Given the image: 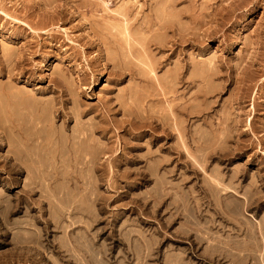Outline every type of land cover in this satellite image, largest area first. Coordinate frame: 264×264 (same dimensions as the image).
Instances as JSON below:
<instances>
[{"label":"rangeland","instance_id":"1","mask_svg":"<svg viewBox=\"0 0 264 264\" xmlns=\"http://www.w3.org/2000/svg\"><path fill=\"white\" fill-rule=\"evenodd\" d=\"M263 252L264 0H0V264Z\"/></svg>","mask_w":264,"mask_h":264},{"label":"bare ground","instance_id":"2","mask_svg":"<svg viewBox=\"0 0 264 264\" xmlns=\"http://www.w3.org/2000/svg\"><path fill=\"white\" fill-rule=\"evenodd\" d=\"M27 109V108H26ZM40 109V108H39ZM43 110V109H42ZM51 110V109H50ZM49 111V110H48ZM52 111V110H51ZM53 111H54V109H53ZM39 112H41V111H39ZM50 112V111H49ZM33 113H36V112H33ZM53 113V112H52ZM45 114V113H44ZM43 114V115H44ZM55 114V113H54ZM33 116V115H32ZM46 116V115H45ZM45 120V119H44ZM36 124V123H35ZM54 124V123H53ZM32 125V124H31ZM45 125V124H44ZM49 125H52V124H49ZM48 125V126H49ZM23 127V126H22ZM25 127V126H24ZM51 127V126H50ZM50 127H48V128H50ZM54 127V126H53ZM64 127V126H63ZM21 128V127H20ZM55 128V127H54ZM36 131H38V130H36ZM48 131H49V129H48ZM57 131V130H56ZM20 132H22V131H20ZM29 132H31L30 131V129H29ZM53 132V131H52ZM32 133H34V132H32ZM38 133V132H37ZM37 133L35 132L34 134H36V136L33 134V136H35L34 138H33V140H31V143L33 142V143H38L39 141V138H38V136L40 135H37ZM47 133V132H46ZM57 133V132H56ZM28 135H31L30 133L29 134H27V135H25L26 136V140L28 141V139H27V137H28ZM47 135V134H46ZM56 135V134H55ZM54 135V136H55ZM59 135V134H58ZM57 135V136H58ZM86 134H84V136H85ZM21 136V135H20ZM23 136H24V134H22V136L20 137V141H21V138H23ZM48 136V135H47ZM59 137V136H58ZM50 138V137H49ZM54 138V137H53ZM53 138H52V140L50 139V141H52L53 142ZM24 139H25V137L22 139L23 141H24ZM84 139V138H83ZM85 139H87V138H85ZM84 139V140H85ZM49 140V139H48ZM68 140H69V138H68ZM72 140V139H71ZM71 140H69V142L71 141ZM80 140H81V138H80ZM26 141V144H29L28 142ZM41 141H42V139H41ZM58 141H60L59 139H58ZM82 141V140H81ZM89 141H91V140H89ZM93 141V140H92ZM49 142V141H48ZM48 142H46V143H48ZM86 142H88V141H86ZM44 143V142H43ZM57 143V142H56ZM68 143V142H67ZM74 143V142H73ZM82 143V142H81ZM80 143V144H81ZM52 144V143H51ZM70 144V143H69ZM75 144V143H74ZM31 145V144H30ZM39 145V144H38ZM44 146H45V143L43 144ZM59 145V144H58ZM58 145H57V147H58ZM34 146V144L32 145V147ZM61 146V145H60ZM59 146V147H60ZM68 146H70V145H68ZM77 146V145H76ZM75 146V147H76ZM25 147V146H24ZM27 147H29V145H26V151L24 150V152H23V150L22 151H20V152H23L24 153V156H22V155H20V175H22V171H29L32 175H33V181L35 180V184H37L36 183V178L37 179H42V178H44V177H41V172L40 171H38L39 169L38 168H35L34 167V165H38V164H40V161L34 156V154H33V152H31L30 150H28L27 149ZM41 147V146H40ZM46 147V146H45ZM45 147H43V148H45ZM50 147V146H49ZM57 147L55 148V149H57ZM71 147V146H70ZM78 147H79V145H78ZM77 147V148H78ZM21 148H22V144H21ZM30 148H31V146H30ZM38 148V147H37ZM51 149H52V147H50ZM53 148V149H54ZM72 148H74V147H72ZM71 148V149H72ZM36 149V148H35ZM54 149V150H55ZM61 149V148H60ZM70 149V148H69ZM48 150V149H47ZM58 150H59V148H58ZM77 150V149H76ZM80 150V149H79ZM52 151V150H51ZM47 152V154H48V151H46ZM53 152V151H52ZM57 152V150H55V152H53L54 154ZM60 152V151H59ZM78 152V151H77ZM83 152H85L84 150H83ZM82 152V153H83ZM37 153H38V151H37ZM40 153V152H39ZM43 153V152H42ZM42 153H41V155H42ZM52 153V154H53ZM58 153V152H57ZM72 153H75V152H72ZM21 154V153H20ZM77 154V153H76ZM76 154H74V155H76ZM35 155H37V154H35ZM57 155V154H56ZM65 155H67V154H65ZM69 155H71V154H69ZM80 155V154H79ZM43 156V155H42ZM49 156H52V155H49ZM54 156V155H53ZM62 156H64V155H62ZM62 156H61V158H62ZM68 156V155H67ZM83 155L81 154V157H82ZM88 156V155H87ZM55 157L56 156H54L53 158H54V160H56L55 159ZM58 157H59V153H58ZM57 157V158H58ZM61 158H60V160H61ZM64 158V157H63ZM62 158V159H63ZM67 158V157H66ZM50 159V158H49ZM72 159H74V158H72ZM83 159V158H82ZM58 160V159H57ZM66 160V159H65ZM80 160V159H79ZM51 162H52V160H50ZM64 161V160H63ZM68 161V160H67ZM71 161V160H70ZM76 161L77 162H79L77 159H76ZM49 162V161H48ZM62 163V162H61ZM65 163V162H64ZM82 162H80V164H81ZM54 164H55V162H54ZM54 164H52V166L54 165ZM71 164V163H70ZM40 166V165H39ZM62 166H64V165H62ZM70 166V165H69ZM74 167V166H73ZM77 167V166H76ZM54 169V168H53ZM56 169V168H55ZM32 170H34V172H32ZM58 170V169H57ZM67 172V171H66ZM45 173V172H44ZM73 173V172H72ZM42 175H44L43 173H42ZM81 175V174H80ZM70 176V175H69ZM46 179H47V177H45ZM56 179V178H55ZM44 180V179H43ZM69 181H70V179H69ZM39 183V182H38ZM38 185V184H37ZM35 189H37V188H35L34 187V189L32 188L31 190H30V194H35L36 193V190ZM50 198H52V197H48V200L50 199ZM45 199V198H44ZM47 199V198H46ZM2 200V199H1ZM50 201V200H49ZM9 206H11V205H9ZM1 207H2V204H1ZM4 208H6V207H4ZM65 209V208H64ZM2 213V212H1ZM233 218V217H232ZM60 221V220H59ZM62 225V224H61ZM60 225V226H61ZM239 226V225H238ZM237 229V228H236ZM263 232V231H262ZM253 234V233H252ZM39 236V235H38ZM37 236V237H38ZM37 239V238H36ZM38 240V239H37ZM243 240V239H242ZM38 241H40V240H38ZM37 243V242H36ZM41 243V242H40ZM203 243V242H202ZM33 248V247H32ZM244 248V247H243ZM242 248V249H243ZM245 250V249H244ZM242 251V250H241ZM225 252V251H224ZM264 253V252H263ZM79 255V254H78ZM223 256V255H222ZM230 259V258H229ZM231 264V263H230Z\"/></svg>","mask_w":264,"mask_h":264}]
</instances>
